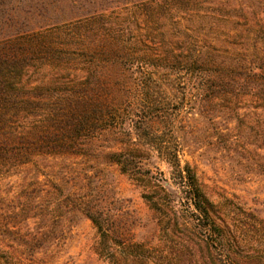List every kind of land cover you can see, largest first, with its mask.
Instances as JSON below:
<instances>
[{
  "label": "trees",
  "instance_id": "obj_1",
  "mask_svg": "<svg viewBox=\"0 0 264 264\" xmlns=\"http://www.w3.org/2000/svg\"><path fill=\"white\" fill-rule=\"evenodd\" d=\"M196 4L201 1L150 0L126 11L96 8L0 38V263L59 251L67 222L81 215L96 228L95 252L106 264H192L203 246L198 264H264L263 251L240 248L246 228L225 217L195 168L182 164L181 143L166 133L178 132L179 121L159 109L155 89L163 79L155 75L201 72L192 119L221 113L243 124L239 110L246 106L250 128L258 132L263 121L257 147L264 148V24L214 27L205 33L214 34L211 40L241 36L242 49L231 59L209 55L199 25L173 23L170 31L156 18ZM224 10L230 11L228 2ZM135 62L148 72L133 70ZM154 157L172 168V182L153 170ZM110 166L142 189L158 220V243L136 241L127 230L104 181ZM15 176L20 181L12 183Z\"/></svg>",
  "mask_w": 264,
  "mask_h": 264
},
{
  "label": "rangeland",
  "instance_id": "obj_2",
  "mask_svg": "<svg viewBox=\"0 0 264 264\" xmlns=\"http://www.w3.org/2000/svg\"><path fill=\"white\" fill-rule=\"evenodd\" d=\"M145 1L150 0H54L51 5H44L43 0H0V38L22 29L75 20L79 15H85L96 8L119 12ZM200 1L201 6L197 7L196 4L177 13L173 11L175 17L169 12L158 14L156 18L160 26L169 30L173 23H179L183 29L190 30L199 25L202 32L199 41L209 55L230 58L233 57L231 52L238 53L242 49L241 36L223 38L222 35V42L211 40L214 34L209 38L205 33L214 27L234 23L235 26L230 27L244 29L247 25L244 23L264 24V0ZM227 2L230 8L228 13L224 10ZM170 31L167 38L176 47L179 44L174 42L175 34H170ZM133 67L135 71L148 72L147 69L141 70L136 62ZM134 77L135 84H139L140 80ZM160 78L163 79V85L155 87L159 109L163 111L162 115H175L174 120L179 121L177 131L180 133L174 131L173 134L170 128L166 133L172 143H181L182 164L189 163L195 168L203 190L213 203L220 204L225 217L246 228L245 235H241L240 248L245 252H264V148L257 147L261 143L257 137L263 128V121L262 127L256 128L258 132L250 128L254 124L244 115L251 113V110L243 105L239 110L243 124L238 123L236 116L227 120L221 113L218 117L213 116L214 119L199 114L196 119H192L193 114L199 111L193 102L201 93L198 87L205 80L204 74L198 72L189 75L184 70H175L154 76L155 80ZM237 126L246 130L250 139L245 138V135L238 138ZM221 134L225 136L222 138ZM150 165L164 179L173 181L172 168L167 163L154 157ZM104 178L109 199L123 209V223L133 238L136 241L158 243L161 238L158 220L143 199L142 189L128 175L121 173L117 166L107 168ZM10 180L12 183L20 181V177L15 176ZM189 237L192 238L191 235ZM194 239L200 240L199 237ZM97 241V231L91 220L79 215L67 222L65 242L59 251H41L32 255L26 253L24 264H106L95 252ZM205 249L206 246H203L199 250L192 264L202 263ZM185 258L189 260V257Z\"/></svg>",
  "mask_w": 264,
  "mask_h": 264
}]
</instances>
